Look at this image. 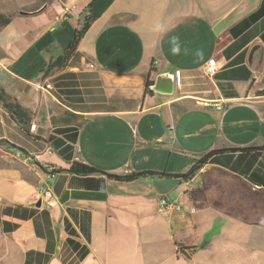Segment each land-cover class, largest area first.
Wrapping results in <instances>:
<instances>
[{"label":"crops","instance_id":"0c3cea01","mask_svg":"<svg viewBox=\"0 0 264 264\" xmlns=\"http://www.w3.org/2000/svg\"><path fill=\"white\" fill-rule=\"evenodd\" d=\"M0 15V91L27 116L0 103V264H264V0H0ZM160 73L171 93L145 92ZM48 184L51 205L34 199Z\"/></svg>","mask_w":264,"mask_h":264},{"label":"trees","instance_id":"16d2710c","mask_svg":"<svg viewBox=\"0 0 264 264\" xmlns=\"http://www.w3.org/2000/svg\"><path fill=\"white\" fill-rule=\"evenodd\" d=\"M92 20V17L90 16H85L84 21L80 27V29L75 30L74 36L70 43L68 44L67 48L64 50V52L57 57L49 66L51 68H61L64 67L67 64V61L69 58L75 53V48L77 46V43L80 39V37L84 34V32L87 30L89 26V22ZM11 21V18L5 17L3 15H0V26H3ZM151 83H146V90L145 92H151L149 89ZM0 103L4 109H6L9 114L15 118L19 123L25 124V120L27 118L26 115H24V111L21 109V107L16 104V103H10L6 101V96L0 91ZM212 152L208 153L205 155V157L200 158V160L195 163L194 166L185 174H180V175H175V176H183V177H188L191 175L195 170L199 168V166L206 161V159L210 156ZM68 171L79 173V174H93V173H102L105 174L107 177L115 179V180H122V181H129L136 179L138 177H146V176H153L159 173H155L153 171H143V172H138V173H130L126 175H116V174H110V173H104L103 171H99L98 169L88 166L82 163H72ZM163 175H167L165 173H160Z\"/></svg>","mask_w":264,"mask_h":264},{"label":"built area","instance_id":"2783aa9c","mask_svg":"<svg viewBox=\"0 0 264 264\" xmlns=\"http://www.w3.org/2000/svg\"><path fill=\"white\" fill-rule=\"evenodd\" d=\"M219 65H220L219 61H212L204 67V71L207 75H211L220 67ZM47 87H49V85H47ZM200 101L204 106L214 105L218 109L221 108L220 104L216 101L214 95L211 92L204 93L200 97ZM33 127L34 126H32V128ZM50 186H51L50 184L43 186L41 190L34 195V199L35 200L44 199L49 202V205H51L52 203L50 202L51 199ZM160 203L162 207L168 208L171 206V204L168 203L164 198L160 200Z\"/></svg>","mask_w":264,"mask_h":264},{"label":"water","instance_id":"95a60500","mask_svg":"<svg viewBox=\"0 0 264 264\" xmlns=\"http://www.w3.org/2000/svg\"><path fill=\"white\" fill-rule=\"evenodd\" d=\"M150 88L154 91L162 93H171L172 91V80L165 74H158L154 80V83L150 85ZM184 252V251H181Z\"/></svg>","mask_w":264,"mask_h":264},{"label":"clouds","instance_id":"9594fccd","mask_svg":"<svg viewBox=\"0 0 264 264\" xmlns=\"http://www.w3.org/2000/svg\"><path fill=\"white\" fill-rule=\"evenodd\" d=\"M174 39H178V38H174ZM180 51V45L179 43H176V46L172 48V52L173 54H178Z\"/></svg>","mask_w":264,"mask_h":264},{"label":"rangeland","instance_id":"374dc122","mask_svg":"<svg viewBox=\"0 0 264 264\" xmlns=\"http://www.w3.org/2000/svg\"><path fill=\"white\" fill-rule=\"evenodd\" d=\"M20 1H22V0H19V2H20ZM26 1H27L28 3H32V2H34V1L36 2V1H38V0H26Z\"/></svg>","mask_w":264,"mask_h":264}]
</instances>
